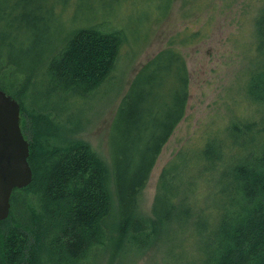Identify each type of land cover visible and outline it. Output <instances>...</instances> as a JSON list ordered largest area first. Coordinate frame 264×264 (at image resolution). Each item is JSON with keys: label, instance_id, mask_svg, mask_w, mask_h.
Returning a JSON list of instances; mask_svg holds the SVG:
<instances>
[{"label": "trees", "instance_id": "obj_1", "mask_svg": "<svg viewBox=\"0 0 264 264\" xmlns=\"http://www.w3.org/2000/svg\"><path fill=\"white\" fill-rule=\"evenodd\" d=\"M66 3L0 0V89L21 104L33 170L32 182L13 190L10 214L0 223V264H88L111 244L110 260L122 264H136L153 246L166 247L169 264H264V0L245 87L258 118L250 109L206 147L180 151L161 175L152 219L140 202L186 113L185 55L172 40L122 100L123 146L112 189L109 167L93 147L68 136L82 125L79 108L116 70L124 38L93 21L65 22L56 10ZM202 32L180 41L198 43ZM43 125L55 135L41 132ZM203 181L216 186L208 206L199 201Z\"/></svg>", "mask_w": 264, "mask_h": 264}, {"label": "rangeland", "instance_id": "obj_2", "mask_svg": "<svg viewBox=\"0 0 264 264\" xmlns=\"http://www.w3.org/2000/svg\"><path fill=\"white\" fill-rule=\"evenodd\" d=\"M261 2L173 0L166 12L170 0H69L70 4H61L66 6V10L64 7L56 10L58 17L65 22L87 24L93 21L94 26L104 31L121 30L123 34L116 70L88 98L89 103L85 101L79 108L83 116L82 125L68 136L93 147L109 167L112 189L114 157H118L123 146L121 134L125 122L120 111L122 100L140 77L142 81L149 74V70L144 68L147 62L172 40L176 38L174 43L185 55L190 76L187 109L162 147L144 189L140 208L147 218H155L154 206L160 191L161 175L180 151L201 150L216 139L215 136L231 121L245 118L244 114L250 109L253 111L251 117L258 118L255 102L247 100L245 87L254 62L256 47L252 40ZM197 30H202L204 35L198 43L182 44V37ZM161 77L165 84L167 77L165 74ZM154 90L155 86L150 91L152 98ZM161 90L156 92L160 94ZM39 130L45 134L54 132L44 125ZM187 162L188 157H182L180 166L186 167ZM201 183L198 185L202 195L199 201L208 206L216 186L204 181ZM166 250L165 246H153L136 264H169ZM112 252L114 246L111 244L98 250L88 264H122L119 259H116L117 263L114 258L110 260ZM128 263L123 261V264Z\"/></svg>", "mask_w": 264, "mask_h": 264}, {"label": "water", "instance_id": "obj_3", "mask_svg": "<svg viewBox=\"0 0 264 264\" xmlns=\"http://www.w3.org/2000/svg\"><path fill=\"white\" fill-rule=\"evenodd\" d=\"M21 122L20 103L0 89V223L10 214L13 190L29 185L33 179L30 140Z\"/></svg>", "mask_w": 264, "mask_h": 264}, {"label": "bare ground", "instance_id": "obj_4", "mask_svg": "<svg viewBox=\"0 0 264 264\" xmlns=\"http://www.w3.org/2000/svg\"><path fill=\"white\" fill-rule=\"evenodd\" d=\"M21 105V104H20ZM22 125V124H21Z\"/></svg>", "mask_w": 264, "mask_h": 264}]
</instances>
